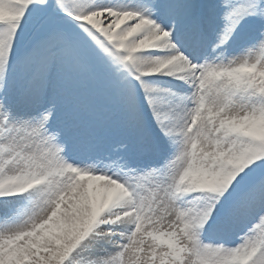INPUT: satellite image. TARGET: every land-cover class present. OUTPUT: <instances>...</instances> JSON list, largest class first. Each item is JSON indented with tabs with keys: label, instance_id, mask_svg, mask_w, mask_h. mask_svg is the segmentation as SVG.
<instances>
[{
	"label": "snow or ice",
	"instance_id": "6c2138e0",
	"mask_svg": "<svg viewBox=\"0 0 264 264\" xmlns=\"http://www.w3.org/2000/svg\"><path fill=\"white\" fill-rule=\"evenodd\" d=\"M0 264H264V0H0Z\"/></svg>",
	"mask_w": 264,
	"mask_h": 264
}]
</instances>
